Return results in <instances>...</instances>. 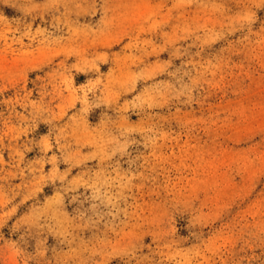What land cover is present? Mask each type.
<instances>
[{
	"label": "rangeland",
	"instance_id": "1",
	"mask_svg": "<svg viewBox=\"0 0 264 264\" xmlns=\"http://www.w3.org/2000/svg\"><path fill=\"white\" fill-rule=\"evenodd\" d=\"M0 264H264V0H0Z\"/></svg>",
	"mask_w": 264,
	"mask_h": 264
}]
</instances>
